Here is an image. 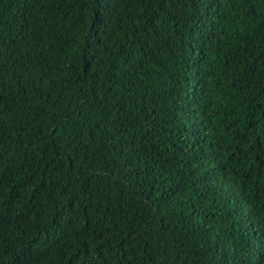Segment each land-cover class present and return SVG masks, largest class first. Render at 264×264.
Instances as JSON below:
<instances>
[{"label": "trees", "instance_id": "16d2710c", "mask_svg": "<svg viewBox=\"0 0 264 264\" xmlns=\"http://www.w3.org/2000/svg\"><path fill=\"white\" fill-rule=\"evenodd\" d=\"M0 264H264V0H0Z\"/></svg>", "mask_w": 264, "mask_h": 264}]
</instances>
